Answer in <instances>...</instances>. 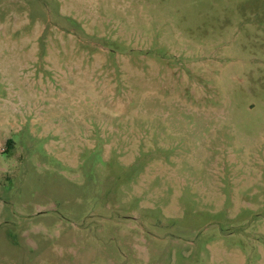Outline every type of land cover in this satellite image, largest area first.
<instances>
[{
	"label": "rangeland",
	"instance_id": "374dc122",
	"mask_svg": "<svg viewBox=\"0 0 264 264\" xmlns=\"http://www.w3.org/2000/svg\"><path fill=\"white\" fill-rule=\"evenodd\" d=\"M0 264H264V0H0Z\"/></svg>",
	"mask_w": 264,
	"mask_h": 264
}]
</instances>
